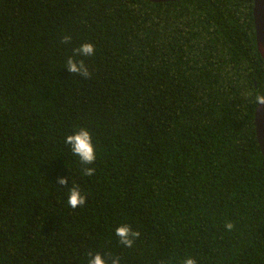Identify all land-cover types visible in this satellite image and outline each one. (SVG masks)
<instances>
[{"label": "trees", "instance_id": "trees-1", "mask_svg": "<svg viewBox=\"0 0 264 264\" xmlns=\"http://www.w3.org/2000/svg\"><path fill=\"white\" fill-rule=\"evenodd\" d=\"M84 43L91 78L66 67ZM261 83L254 0H0V264H264Z\"/></svg>", "mask_w": 264, "mask_h": 264}, {"label": "clouds", "instance_id": "clouds-1", "mask_svg": "<svg viewBox=\"0 0 264 264\" xmlns=\"http://www.w3.org/2000/svg\"><path fill=\"white\" fill-rule=\"evenodd\" d=\"M72 40L70 35L62 37V43H69ZM95 55V46L92 43H84L80 47L73 50V56H69L66 60V67L72 74H79L84 78H91V72L85 64L84 60L77 61L76 56L90 57ZM261 87L264 84L261 83ZM251 96V93L248 94ZM254 105H264V93L257 92L252 99ZM65 144L69 145L72 154L78 157L79 162L83 165L82 174L88 177H92L95 174V168L87 167L94 164L97 156L95 145L93 144L92 134L87 128H80L75 134L68 135L65 139ZM61 185L68 184V178L61 177L58 180ZM87 197L81 193L78 185L73 184L69 188L67 203L72 209L82 207L86 204ZM227 231H232L235 225L231 221H226L224 225ZM115 235L118 238L119 244L125 248H133L137 239L140 238V231H134L130 225L123 224L115 228ZM122 257L113 255L107 252V259L102 257L99 252L89 253L87 264H121ZM158 264H164V261H159ZM182 264H197L194 258H186L182 261Z\"/></svg>", "mask_w": 264, "mask_h": 264}, {"label": "water", "instance_id": "water-1", "mask_svg": "<svg viewBox=\"0 0 264 264\" xmlns=\"http://www.w3.org/2000/svg\"><path fill=\"white\" fill-rule=\"evenodd\" d=\"M152 2H167L177 0H149ZM254 17L257 32L258 50L264 59V0H254ZM257 138L264 154V105H259L256 110Z\"/></svg>", "mask_w": 264, "mask_h": 264}]
</instances>
